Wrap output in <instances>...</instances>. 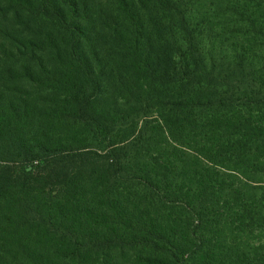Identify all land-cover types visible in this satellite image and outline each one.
<instances>
[{
  "label": "trees",
  "instance_id": "16d2710c",
  "mask_svg": "<svg viewBox=\"0 0 264 264\" xmlns=\"http://www.w3.org/2000/svg\"><path fill=\"white\" fill-rule=\"evenodd\" d=\"M258 10L0 0V264H264Z\"/></svg>",
  "mask_w": 264,
  "mask_h": 264
},
{
  "label": "rangeland",
  "instance_id": "374dc122",
  "mask_svg": "<svg viewBox=\"0 0 264 264\" xmlns=\"http://www.w3.org/2000/svg\"><path fill=\"white\" fill-rule=\"evenodd\" d=\"M207 11L214 18L213 21L215 23L224 22V19L221 18V17L215 18L214 14H215L216 11L214 9L207 8ZM202 14H204V12H202ZM257 14H264V12H263V10H258ZM210 42L211 41H209V37H208V39L206 37V46H207L208 53H210V48H211ZM212 43H215V42L212 41ZM225 44L230 46L229 42H225ZM213 54L218 56V57H220V58L227 57L226 62H228V61L232 62L234 60V58H232V55H234V52H232L229 48H227L224 53L221 52L218 48H216V51L213 52ZM256 55H257L258 58H256V62L253 65V70L252 71L256 72V73L257 72H261V74L258 76V78H260V77L264 78V43L261 44L260 50L258 51V53ZM251 239H253V237Z\"/></svg>",
  "mask_w": 264,
  "mask_h": 264
}]
</instances>
